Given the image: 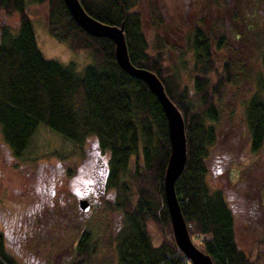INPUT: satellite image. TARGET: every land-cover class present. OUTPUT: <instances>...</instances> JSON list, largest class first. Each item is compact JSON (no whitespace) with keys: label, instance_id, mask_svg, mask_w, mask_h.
<instances>
[{"label":"trees","instance_id":"1","mask_svg":"<svg viewBox=\"0 0 264 264\" xmlns=\"http://www.w3.org/2000/svg\"><path fill=\"white\" fill-rule=\"evenodd\" d=\"M149 1L147 37L136 0H78L88 15L102 23L122 21L128 60L156 75L182 117L185 158L173 190L191 242L209 255L212 264H257L256 255L250 259L234 241L232 209L223 190L207 183V160L216 142V125L228 124L224 117L233 113L223 99L241 96V91L238 122L245 126L249 149L255 151L264 142V79L252 71L244 52L253 45L264 67V30L254 29L258 21L245 13L241 26L229 32V23L222 26L224 9H230L226 0ZM229 1L232 8H243L244 3L250 11L264 3ZM32 3L44 7L46 29L56 40L86 52L81 67L42 56L28 16ZM188 5L193 15L189 22L183 17ZM0 11L17 17L13 32L0 24V144L17 160L39 124L73 144L91 138L98 153L106 155L104 182L116 192L115 204L106 201L103 207L116 205L126 215V225L112 237L113 255L108 243L94 253L87 231L64 264L188 263L174 243L163 199L169 142L156 97L142 80L117 65L111 39L87 34L62 0H0ZM203 15H214L207 31ZM229 17L232 20L233 15ZM215 28L219 33L208 36ZM175 30L188 51H176L178 66L187 69L185 56L190 59L187 83L167 61L166 53L174 46H166L161 36ZM94 159L85 163L91 165ZM262 206L258 215L264 214ZM0 264H19L7 251L1 231Z\"/></svg>","mask_w":264,"mask_h":264},{"label":"rangeland","instance_id":"2","mask_svg":"<svg viewBox=\"0 0 264 264\" xmlns=\"http://www.w3.org/2000/svg\"><path fill=\"white\" fill-rule=\"evenodd\" d=\"M149 2V0H136L135 5L142 20V32L147 37L149 36L147 15V4ZM175 2L182 3L181 0H175ZM243 6V8L239 6L232 8L233 5L229 0H226V7H230V9H224L226 13H223L222 26L225 27L229 23V32L238 29L241 26L242 20L245 19L246 13L247 17H251V20L258 21L256 26L255 24L253 25L254 29L259 27L264 30V23L260 20L264 21V3L254 6V11H250L244 3ZM232 11H235V13H231ZM231 15H233L232 20L229 17ZM28 16L31 21L36 45L43 57L54 58L60 62L69 61L79 67L87 61L85 51L69 49L64 42L56 40L47 31L45 12L42 5L29 4ZM183 17L188 22L193 18L189 5L188 9L185 7ZM1 23L6 24L10 31L13 32L17 28V17L15 14L4 15L0 11ZM213 23L214 15L204 16L202 24L205 31L210 29ZM217 29L212 30L208 36L213 37L219 33ZM177 31L172 32V35L162 32L161 36L165 40L166 46H174L171 52L167 51L166 53L167 61L177 70L181 81L187 83L190 79L187 73L190 59L183 55L187 54L188 51L183 50L185 43L182 42L181 34L180 36L178 34L180 31ZM221 32H224L223 27L221 28ZM261 35V40L263 41L264 31H262ZM176 51L183 53L180 54L181 57L185 56L184 66L187 69L178 66L179 53H176ZM244 52L246 53V58L249 57L251 59L252 71L264 79V67L259 61L257 49L251 45ZM238 91L239 88L235 90V96H237ZM240 94L241 96H237L236 98H227L226 96L223 99L227 111H232L233 113L230 116L225 115L224 117L230 120L228 124L216 125V142L211 148L207 160V183L212 187H219L223 190L224 196L232 209L234 241L236 245L243 252H246L250 259L255 258L256 255L257 264H264V214L258 215L260 208L264 205V142L255 151L249 149L245 126L241 121L238 122L239 101L244 92L242 94L241 91ZM97 151L96 145L91 138H86L85 142L79 145L73 144L41 124L36 126L23 153L17 157V160L12 158L8 150L0 144V231L7 234L6 227L10 221L15 222L17 219H23L24 210L32 208L35 200L39 198L38 194H42V190L48 192L52 188L55 190L62 189L73 198V194L81 189L82 177H84L85 173L81 167H83L85 162L90 157H94L101 166L104 163L106 159L105 153L99 156ZM131 165L132 162L129 160L127 167L129 168ZM43 173L54 174H52V179L47 181L44 180L45 177L39 179ZM97 175V167H94L93 176ZM104 179V190L112 191V188L106 186ZM96 181L97 179H95ZM113 191V197L116 200V192L115 190ZM131 199L133 200V196ZM98 213L100 214L98 219L86 226L89 232L88 240L92 246L91 249H94L95 253L97 249H102V246L108 243L107 250L113 255L112 237L116 229L126 225V215L123 211L118 208L114 209L113 207L110 209L102 207ZM88 222L90 221L88 220ZM77 223L76 221L73 228L74 232L77 231ZM151 231L155 232L154 230ZM53 238L49 240V242H53L51 244L46 242L47 238L44 236V239H40L38 245L39 249H41L44 246V242L47 243L42 248V252L48 255L47 263H39L35 259V256L30 255H33L32 252H22L25 255L23 259V257L18 255L20 250L14 247L13 241L9 238L6 239L5 247L19 264H58L54 262L53 255L61 253V246L58 245L57 241L52 240ZM96 257H99L98 252L96 253Z\"/></svg>","mask_w":264,"mask_h":264},{"label":"flooded vegetation","instance_id":"3","mask_svg":"<svg viewBox=\"0 0 264 264\" xmlns=\"http://www.w3.org/2000/svg\"><path fill=\"white\" fill-rule=\"evenodd\" d=\"M202 18L204 19V15ZM98 155L101 156V153L99 152ZM96 163H98V160L95 158L91 165L85 163L81 167L85 171V173L83 172L82 186L79 191L73 194V198L62 189L55 190L52 188L48 192L42 190V194H38L39 198L36 197L38 201L34 199L35 202L32 208L24 210V218L21 220L17 219L15 222L10 221L6 227L7 234L2 232L5 244L6 239L9 238L13 241L14 247L20 250L18 255L23 257V259L25 255L22 252H32L33 255L29 254L35 256L39 263H47L48 255L42 252V248L47 243L52 244L53 242H49V240L54 237L52 240L57 241L58 245L61 246V253L53 255L54 262L64 264V262L69 261L73 257V252L80 242V238L87 232L86 226L100 216L98 211L103 207V203L109 201L115 204L112 193L114 191H106L103 188V179L105 178L104 163H102V166ZM94 167H97V176H93ZM52 174L43 173L39 179L45 177L44 180L50 181ZM95 179H97L96 182ZM81 199H85L88 205L86 210L80 209L78 205ZM112 207L117 209L116 205ZM76 221L78 226L77 231L74 232L73 228ZM44 236L47 238V243L44 242V246L39 249V241L44 239Z\"/></svg>","mask_w":264,"mask_h":264},{"label":"water","instance_id":"4","mask_svg":"<svg viewBox=\"0 0 264 264\" xmlns=\"http://www.w3.org/2000/svg\"><path fill=\"white\" fill-rule=\"evenodd\" d=\"M62 1L73 21L87 34L111 39L114 59L117 65L131 77L142 80L156 97L166 119L169 142V152L163 172L162 189L174 243L191 264H212L209 255L198 249L191 242L173 190L174 180L180 173L185 158L183 122L178 109L166 96L161 82L152 71L134 66L128 60L122 21L118 25L102 23L88 15L78 0ZM78 205L82 210H86L88 206L85 199L79 200Z\"/></svg>","mask_w":264,"mask_h":264},{"label":"bare ground","instance_id":"5","mask_svg":"<svg viewBox=\"0 0 264 264\" xmlns=\"http://www.w3.org/2000/svg\"><path fill=\"white\" fill-rule=\"evenodd\" d=\"M188 230V229H187ZM189 263V262H188ZM183 264H185V263H183Z\"/></svg>","mask_w":264,"mask_h":264}]
</instances>
